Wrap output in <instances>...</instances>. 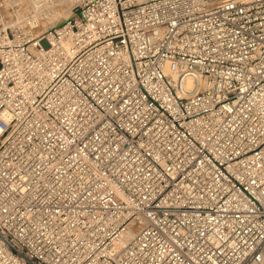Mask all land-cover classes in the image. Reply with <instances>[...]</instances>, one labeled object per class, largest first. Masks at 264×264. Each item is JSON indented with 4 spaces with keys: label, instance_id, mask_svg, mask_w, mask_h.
Here are the masks:
<instances>
[{
    "label": "built area",
    "instance_id": "obj_1",
    "mask_svg": "<svg viewBox=\"0 0 264 264\" xmlns=\"http://www.w3.org/2000/svg\"><path fill=\"white\" fill-rule=\"evenodd\" d=\"M4 20L0 264H264V0Z\"/></svg>",
    "mask_w": 264,
    "mask_h": 264
},
{
    "label": "rangeland",
    "instance_id": "obj_2",
    "mask_svg": "<svg viewBox=\"0 0 264 264\" xmlns=\"http://www.w3.org/2000/svg\"><path fill=\"white\" fill-rule=\"evenodd\" d=\"M0 1H1L3 15L5 18V20H4L5 24L6 25H15V27L19 31H23L22 24L20 22H22L21 19H23L27 16L28 10L26 11L25 8L21 7V6L18 7L16 5L15 0H0ZM79 2H80V0H54V3H55L54 6L53 5L49 6L48 3L46 5H44V10H43L44 12H42V13H44L43 14L44 16H46V15L49 16V13L51 10H54V13L56 15V19H54L51 23L47 22V24H49V25H46L45 28L53 27V26L59 24L60 22H62L65 18H67L72 13V9ZM47 8H48L49 13L47 11ZM10 9L13 10L14 15H11ZM18 12H20V13H18ZM44 21H46V19Z\"/></svg>",
    "mask_w": 264,
    "mask_h": 264
},
{
    "label": "bare ground",
    "instance_id": "obj_3",
    "mask_svg": "<svg viewBox=\"0 0 264 264\" xmlns=\"http://www.w3.org/2000/svg\"><path fill=\"white\" fill-rule=\"evenodd\" d=\"M137 1L141 2L143 0H137ZM15 2H16V5L18 7L21 6V7H24L26 11L28 10L26 17H28L29 15H32V16H34L35 20H37V22H38L36 27L35 26L27 27L23 22L26 17L21 19L22 22H20V23L22 24L23 31L26 35H28L30 37H35L38 34H40L45 29V26L49 25V24H47V22L51 23L54 19H56V15L54 13V10H51L49 13L48 8H47L49 16H47V15L44 16L43 15L44 13H42V12H44L43 11L44 5H46L47 3L49 6L50 5L54 6V4H55L54 0H15ZM18 13H20V12H18ZM45 19H46V21H44Z\"/></svg>",
    "mask_w": 264,
    "mask_h": 264
}]
</instances>
